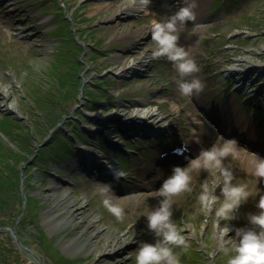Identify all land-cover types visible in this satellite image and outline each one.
I'll return each instance as SVG.
<instances>
[{
  "label": "rangeland",
  "instance_id": "1",
  "mask_svg": "<svg viewBox=\"0 0 264 264\" xmlns=\"http://www.w3.org/2000/svg\"><path fill=\"white\" fill-rule=\"evenodd\" d=\"M5 1L0 5L2 21L10 26L1 25L0 28V74L1 83L6 88L11 87L13 92L7 102L2 95L0 97V120L12 117L32 129L30 149L23 151L28 157L23 168H32L33 175L26 190L24 177L21 182L23 190L32 195L31 202L36 201L39 206L34 208L37 214L33 209L29 210L32 213L24 234L29 239L28 245L19 243L15 228L0 226V264H56L60 257L78 259L80 264H135L141 243L155 242L146 227V214L156 206V191L172 174L173 167L186 166L201 149L226 139L235 140L238 146L236 158L226 161L233 172V182L245 185L253 193L236 210L235 218L228 222L232 229L229 235L234 236L236 229L252 227L248 222L249 214L258 212L255 205L259 196L264 195V181H258L251 174L253 167L247 166L254 159L249 157L250 152L264 157V88L261 87L264 85V0H202L206 8L203 12H195V24L202 29L193 35L182 32L179 40V44L194 55L191 58L200 69L193 77L204 76L201 79L203 91L190 97L179 93L177 81L180 77L172 62L167 58L149 61L155 48L151 39L152 24L170 17L183 4L168 0L166 5L167 1L161 0L168 8L162 12H157L156 6L150 4L140 11L110 19L107 14L111 11L105 8L91 13L98 0H17L21 9L11 17L6 15L9 12L6 8L8 0ZM30 15L34 16L33 20L24 32H30L31 38L38 33L42 37L28 41L17 33L21 27L18 22L25 21L24 18ZM46 18L48 20L40 31L32 30L30 25ZM7 27H12L10 33L6 31ZM135 31L145 35L134 40L131 35ZM71 35L80 42H68L76 51L70 48L67 58L71 56L73 62L61 65L60 72L63 71L61 68L69 70L77 66L70 77H75V84L81 81L83 88H76L75 93L66 95V90L61 92L55 80L57 74L48 68L65 45V37ZM185 37L197 44L195 50H188ZM79 54L78 63L76 57ZM134 62L136 66H129ZM247 68L256 70L242 86L239 79ZM12 73L13 86L12 78L9 80ZM89 91L99 92L102 96L96 101L89 100L85 95ZM207 93L214 102L211 100L212 105L206 99ZM11 101L14 109L6 106ZM52 104L55 113L60 115L56 119L49 117V105ZM142 104L155 110L156 116H148L147 123H136L138 131L122 125L128 122L124 119L132 108ZM219 108L226 112L227 118L234 117L231 115L233 108L236 111L233 114L239 115L240 122L234 120L235 125H224L221 115L216 112ZM114 112L119 113L118 120L106 125L105 119ZM70 120L80 122L93 144H83L72 136ZM242 121L248 122L245 129L251 128L250 133L242 130L243 135L250 134L254 138L256 130L251 126H257L263 128L257 130L263 133V141L244 137L238 129L245 127ZM148 122L159 127L165 122L169 124L158 128L159 131L154 128L156 132H149L142 129ZM96 124L101 127H94ZM228 129H232V133ZM84 138L80 140L84 141ZM0 139L9 141L2 131ZM53 142V145L66 142L68 147L70 144L71 152L59 157L50 156L55 159L35 157L36 152L49 153ZM11 144L16 147L15 143ZM174 144H181L186 152L177 157L172 152ZM80 145H84L81 151L85 156L90 154L89 161H99L98 166H90L86 162L88 157L83 160L87 168L81 169L82 162L79 166L76 164ZM248 150L250 152H246ZM116 153L121 156V167L125 172L119 179L105 167L109 160L118 165ZM104 161L107 162L103 164ZM213 179L219 182L222 177L216 174L213 178L205 172L194 171L190 184L192 191L174 198L172 219L186 241V247L174 250L181 264H227V257L216 252L217 218L214 212L201 211L198 203L201 184L211 183ZM104 187L109 189L108 195L114 202L124 209L122 221L104 208V196L99 191ZM216 194L220 195L219 189ZM124 199L127 202L124 203ZM9 201V209L0 213L1 223H12L18 216L19 201L17 198ZM79 201L85 203V212L79 211ZM68 215L70 217L66 219ZM220 224L224 226L225 222ZM37 234L41 238L39 241L35 239ZM117 234L122 239L120 247L114 251L109 244Z\"/></svg>",
  "mask_w": 264,
  "mask_h": 264
},
{
  "label": "clouds",
  "instance_id": "2",
  "mask_svg": "<svg viewBox=\"0 0 264 264\" xmlns=\"http://www.w3.org/2000/svg\"><path fill=\"white\" fill-rule=\"evenodd\" d=\"M149 0H144L148 3ZM197 7L196 0H184L170 17L161 22H154L151 27V39L155 48L149 61L167 58L172 62L180 79L177 81L179 93L182 96L198 95L203 91L201 80L193 77L200 71L196 62L189 57L188 51L179 44L180 34L187 32L193 35L198 27L195 24ZM192 23V29L188 24ZM191 78V79H189ZM252 175L258 181H264V157L253 154ZM236 158V141L224 140L214 143L211 147L201 149L199 155L184 166H174L172 174L164 180L156 191L157 204L146 214V227L154 236L155 242H143L135 255V264H181L180 257L174 251L176 248L186 247L185 238L180 234L173 221V206L176 197L192 191L190 187L192 173L202 171L222 179L211 183H202L198 203L201 211L214 212L217 218L219 236L216 252L227 257V264H264V195L259 196L255 207L258 212L249 214L248 222L252 227L239 228L235 235H229L232 229L228 222L235 218V212L246 203L253 193L245 185L234 183V176L226 161ZM123 172H115L119 179ZM217 189L220 195H217ZM104 196L103 206L118 221L124 219V209L108 195L107 187L99 189ZM224 221V226L220 222ZM215 255V253H213Z\"/></svg>",
  "mask_w": 264,
  "mask_h": 264
},
{
  "label": "trees",
  "instance_id": "3",
  "mask_svg": "<svg viewBox=\"0 0 264 264\" xmlns=\"http://www.w3.org/2000/svg\"><path fill=\"white\" fill-rule=\"evenodd\" d=\"M229 2H233V0H229ZM66 18L67 16L64 15V19ZM67 38L72 39L71 43H73V41L76 42L74 36L72 35ZM68 44L69 43L62 46V48L60 49V54L55 56L54 60L51 62L52 66L48 68L51 73L57 74V78H55V80L57 81L60 89H62L61 92H64L66 90L65 91L66 95L75 93L76 88L79 90V87L82 85L81 81L75 84L74 83L75 77L74 78L70 77L73 74V70H77L76 69L77 66L76 67L72 66L70 68L71 70L70 69L66 70L65 68H61L63 71L60 72L61 65L66 66L68 64L70 65V63L73 62V59L71 56H70L71 61L69 58H67V54H69L68 51L71 50L70 48H72V50L74 51H76L75 50L76 48L75 46H73V44H72L73 47L69 46ZM80 54L76 57V60L78 63L80 62V59H79ZM82 69H79V71ZM60 75H63V78L59 79L58 77H60ZM85 95L87 96L89 100H94V101L98 100L102 96L101 93L99 92L96 93V91H91V92L89 91ZM49 107L50 109L48 113H50L49 117L51 119L52 118L56 119L57 116H60L55 113L53 104L51 106L49 105ZM89 107H91V105ZM77 117H79V115ZM70 121L73 126L70 133L72 134L73 137H77V138L86 137L90 139L89 135L85 133L80 127L79 121L77 120L76 122L72 120ZM54 125H55V122L51 126H54ZM0 127H1L0 131H2L9 139V141L0 139V213L3 212L6 208L9 209L10 199L17 198L20 204L18 209L16 210L18 216L13 218V222L12 223H8V222L1 223L0 222V226L2 227L10 226L12 228H15L16 233L18 234L21 242L24 245H28L27 241H29V239L24 234L26 232L25 229L27 228V225H28V217L32 213V211L30 212L29 210L30 209L34 210V208L37 209V207L39 206L36 201L31 202L30 199L32 198V195L25 191L27 186L31 184L30 178L33 175V172H32V168L30 169L28 167L25 168V166L23 168V164H25V161L28 160V157L27 156L25 157L23 155V151L30 149L28 148V146H30V142H31L29 138L30 136H32L31 134L32 129L26 123L19 124V122H17V119H14L12 117H5L1 119ZM12 142L15 143L16 147H14L11 144ZM53 144H55V142L50 144L53 147L52 150H50L49 153H45L43 155H41V153L38 154V152L35 153V150H34V153L36 154L35 157L42 158V160L43 159L45 160L48 158L55 159V157H50V156L55 155L59 157L60 155L71 152L70 144L68 147L66 142L63 143L64 145L61 142L56 145H53ZM117 155L120 156L119 154ZM22 177H24L25 190L21 189L22 188V182H21ZM23 201H25V203H23ZM30 205H32V207H30ZM34 211H35L34 212L35 214L38 213L37 210H34ZM39 234L40 236H43V233H39ZM40 236H38V238H35V239L39 241V239H41ZM56 261H57L56 264H80L81 263V261L78 259H65L63 257L62 258L60 257Z\"/></svg>",
  "mask_w": 264,
  "mask_h": 264
},
{
  "label": "bare ground",
  "instance_id": "4",
  "mask_svg": "<svg viewBox=\"0 0 264 264\" xmlns=\"http://www.w3.org/2000/svg\"><path fill=\"white\" fill-rule=\"evenodd\" d=\"M7 1V0H6ZM5 1V2H6ZM165 1V0H164ZM167 1V3H165L166 5H168V0H166ZM3 2H4V0H0V5L2 4L3 5ZM205 2V1H204ZM204 2H202V0H196V4H197V7L195 8V12H199V11H204V9L206 8L205 7V5H204ZM174 3H180V4H184V0H174ZM234 3H236V2H234ZM150 4H154L155 6H156V8H157V12H162V11H164V10H166V9H168L167 7H166V5L165 4H163L162 2H161V0H149V2L148 3H144V0H98V1H96V4L95 5H93V9H92V12L91 13H93L95 10H101V9H103V8H105L106 9V11H108V12H110L111 11V13L109 14H107V16L108 17H110V19H112L115 15L117 16V15H122V14H125V13H131V12H135V11H140L143 7H146L147 5H150ZM173 4V3H172ZM206 4H207V2H206ZM182 6V5H181ZM8 7V8H7ZM6 8L8 9V12L9 13H7L6 15L8 16V17H11V16H13L14 15V13L16 14V12H18L20 9H21V6L18 4V2H17V0H8V4H7V6H6ZM1 10H0V28H1V25H3V26H10V25H6V23H4L3 24V22L4 21H2L3 20V17H2V15H1ZM206 12V11H205ZM33 17L34 16H31L30 15V17H25L24 19H25V21H22L21 20V22H18L19 24H20V26L21 27H19L18 28V35L19 36H21V37H23V38H25V39H27L28 41L29 40H32V39H37V38H39V37H42V35L41 34H37L35 37H33V38H31V33L30 32H24V28H26V26H27V24L29 23V22H31L32 20H33ZM47 20H48V18H46V19H41V21L39 22V23H36V24H33V25H30L31 26V28H32V30H35V31H40L41 30V28H42V25H44V23H46L47 22ZM190 25H188L187 27H188V29H192V27H193V24L192 23H189ZM198 27L196 28V31L195 32H197V31H199V30H201L202 29V26H200V25H198V24H196ZM6 29V28H5ZM10 30H12V27H7V29H6V31L8 32V33H10L9 31ZM0 31H2L1 29H0ZM144 36L145 35V33H142V31H135V33L134 34H132L131 35V37L132 38H134V40L135 39H140L141 38V36ZM66 38V42H65V44H67L68 42H71L72 41V39H70V38H67V37H65ZM186 39L184 40V43H185V45H186V47H188V50H190V51H193V50H195L196 48H197V44L195 43V42H193L191 39V36H188V38H191L190 40L189 39H187V37H185ZM77 41V43H79L80 42V40H76ZM191 56H193L194 57V55L192 54V53H189V57L191 58ZM192 59V58H191ZM144 60H145V58H144ZM142 61V60H141ZM130 64V65H129ZM128 65L129 66H131L132 68L134 67V66H136V63L134 62V63H129ZM219 64H221V61L219 62ZM127 65V64H126ZM235 69V68H234ZM254 70H256V68H247L245 71H243L244 73L241 75L242 76V79H239V81H241V83H243L242 84V86L246 83V81H247V79H248V77L250 76V74L252 73V71H254ZM259 70H261V69H258V71ZM0 73H1V65H0ZM201 75V74H200ZM13 76H14V73H12V76L11 77H9V80H11L10 78H12V86H13V82H14V79H13ZM203 77L204 76H202V78H200L199 80H201V79H203ZM1 80H3V78L1 77V74H0V97H1V95H2V99L5 101V102H7L8 100H9V98H10V96H11V94H12V92H13V89L11 88H6V86H4L2 83H1ZM202 81V80H201ZM261 87L262 88H264V85H261ZM83 88V85H81L80 87H79V89H82ZM208 94V93H207ZM16 100H18V98H15ZM206 99H208V101L210 102V104H211V100H212V98L209 96V94L208 95H206ZM7 100V101H6ZM212 102H213V100H212ZM214 103V102H213ZM138 105V104H137ZM212 105V104H211ZM6 106H8L7 108L8 109H14L15 108V105H14V102L13 101H11L10 103H7L6 104ZM220 107H222L221 105H219ZM223 108V107H222ZM220 109V108H219ZM216 112L218 113V114H220L221 115V120L223 121V123H224V125H228V124H230V125H235L234 123H235V121L236 120H238V122H240V120H239V115L238 114H233V113H235L236 111H234V109L233 108H231V115H233L234 117L233 118H227L224 114H226V112L224 111V112H222V110L220 109V110H217L216 109ZM117 113H112V115H110L108 118H106L105 119V122L104 123H106V125H112L114 122H116L118 119H117V116H119L118 114L116 115ZM156 116V113H155V110H153L152 108H149V107H145L143 104L142 105H139V106H137V108H132V111H131V113L128 115V117H127V119L125 118L124 119V121H128L126 124H122V125H125V127L126 128H129V129H132L133 131H138L139 129H138V126H137V124L136 123H138L136 120L139 118L140 119V121H144V122H146L147 123V118H148V116ZM229 116V115H228ZM129 118V119H128ZM137 118V119H136ZM157 118H161V116H157ZM151 119V118H150ZM160 120H162V118L160 119ZM235 120V121H234ZM108 122V123H107ZM229 122H231V123H229ZM228 123V124H227ZM242 123H245V122H243L242 121ZM247 123L248 122H246L245 123V127L243 128H238V129H240V132L242 133V130L243 131H247V132H251V128H249V130L248 129H245L246 128V126H247ZM169 124V122H165V123H163V124H160V127H162V126H167ZM147 126H152V124H150L149 122H148V124H146V127H144V128H142V129H146L147 131H154V132H156L153 128H156L155 126H153V128L152 127H147ZM238 126V125H237ZM94 127H96V128H99V127H101L100 125H98V124H96V125H94ZM107 127V126H106ZM253 129H255L256 130V132H254V135L256 136H254V138H251L253 135H251L250 136V134H248L249 136H247V135H243V133H242V135L244 136V137H249V139H251V140H253L254 139V141H260V140H262L263 141V139H262V132H257V130H259V129H263V128H258L257 126H255V127H253V126H251ZM141 129V130H142ZM252 129V130H253ZM156 130H158V128L156 129ZM228 131L230 132V133H232V129H228ZM253 134V133H252ZM213 136H215V135H213ZM91 142V141H90ZM237 143V142H236ZM97 144V143H96ZM95 144V142H94V145H96ZM82 145H80V151L78 152V157H77V159H76V164L79 166V162H82V164H81V169L82 168H87L84 164V161L83 160H85V157H88L87 158V160H86V162L88 161L89 162V164H90V166H92V167H94V166H98L97 164L99 163V161H97V160H95V159H93L92 161H89V158L91 157L90 156V154H86L87 156H85L84 155V153L81 151V149H82ZM236 147H238L237 146V144H236ZM66 150V149H65ZM82 150H84V149H82ZM246 152H250L249 150L248 151H246ZM251 153H253V152H250L249 153V157H253V154H251ZM175 154V153H174ZM181 154H178V155H176L177 157H179ZM176 157V158H177ZM249 157H248V160H250L249 159ZM105 162H107V161H104L103 162V164H105ZM109 164V165H108ZM76 165V166H77ZM77 166V167H78ZM85 166V167H84ZM105 166V165H104ZM109 166V167H108ZM115 166H117V164H114L113 166H112V163H111V161L109 160V162H107V166H105L106 168H109L108 169V172L110 171V173L111 172H113V173H115V172H118L119 171V169H118V171H117V169L115 168ZM247 166L248 167H253V160H252V162H248L247 163ZM119 172H123V173H125L124 171H119ZM22 190H23V188H22ZM130 199V198H129ZM128 199V200H129ZM71 201H74V202H76L75 201V199H72ZM80 203H79V206H80V210L79 211H81V212H85L86 211V209H85V203L83 202V201H79ZM123 202L125 203V202H127V199H124L123 200ZM70 217V215H68V216H66V219H68ZM95 220V219H94ZM112 242L113 243H111V244H109L110 246H111V248L112 249H114V251H116L117 250V248L118 247H120V240L122 239V236L121 235H119V234H117L115 237H112Z\"/></svg>",
  "mask_w": 264,
  "mask_h": 264
},
{
  "label": "water",
  "instance_id": "5",
  "mask_svg": "<svg viewBox=\"0 0 264 264\" xmlns=\"http://www.w3.org/2000/svg\"><path fill=\"white\" fill-rule=\"evenodd\" d=\"M81 90V89H80ZM19 243L22 245L21 241L19 240Z\"/></svg>",
  "mask_w": 264,
  "mask_h": 264
}]
</instances>
